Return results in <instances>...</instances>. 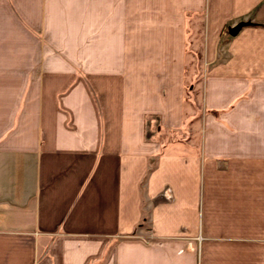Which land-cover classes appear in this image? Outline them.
<instances>
[{
	"label": "crops",
	"instance_id": "obj_1",
	"mask_svg": "<svg viewBox=\"0 0 264 264\" xmlns=\"http://www.w3.org/2000/svg\"><path fill=\"white\" fill-rule=\"evenodd\" d=\"M0 264H264V0H0Z\"/></svg>",
	"mask_w": 264,
	"mask_h": 264
},
{
	"label": "water",
	"instance_id": "obj_2",
	"mask_svg": "<svg viewBox=\"0 0 264 264\" xmlns=\"http://www.w3.org/2000/svg\"><path fill=\"white\" fill-rule=\"evenodd\" d=\"M249 25H251L250 22H240V23H238L236 26H234V27H232V28H229V29H228V34H229L230 36L234 37V36H236V35L239 33V31H240L242 28H244V27H246V26H249Z\"/></svg>",
	"mask_w": 264,
	"mask_h": 264
},
{
	"label": "rangeland",
	"instance_id": "obj_3",
	"mask_svg": "<svg viewBox=\"0 0 264 264\" xmlns=\"http://www.w3.org/2000/svg\"><path fill=\"white\" fill-rule=\"evenodd\" d=\"M201 65V64H200ZM192 97H193V95H188V98H187V100L188 101H191L192 100ZM196 97H197V105L200 107V103H201V95H200V91H198V94H196ZM200 104V105H199Z\"/></svg>",
	"mask_w": 264,
	"mask_h": 264
},
{
	"label": "trees",
	"instance_id": "obj_4",
	"mask_svg": "<svg viewBox=\"0 0 264 264\" xmlns=\"http://www.w3.org/2000/svg\"><path fill=\"white\" fill-rule=\"evenodd\" d=\"M253 26H256V25H253Z\"/></svg>",
	"mask_w": 264,
	"mask_h": 264
}]
</instances>
